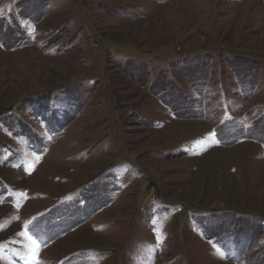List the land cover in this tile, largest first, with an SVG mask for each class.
I'll return each instance as SVG.
<instances>
[{"label": "rangeland", "instance_id": "1", "mask_svg": "<svg viewBox=\"0 0 264 264\" xmlns=\"http://www.w3.org/2000/svg\"><path fill=\"white\" fill-rule=\"evenodd\" d=\"M37 259L264 264V0H0V264Z\"/></svg>", "mask_w": 264, "mask_h": 264}, {"label": "snow or ice", "instance_id": "2", "mask_svg": "<svg viewBox=\"0 0 264 264\" xmlns=\"http://www.w3.org/2000/svg\"><path fill=\"white\" fill-rule=\"evenodd\" d=\"M35 255H36V257H38V255H39L38 251H37V253ZM36 264H40V261L38 259L36 261Z\"/></svg>", "mask_w": 264, "mask_h": 264}]
</instances>
